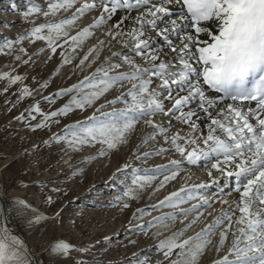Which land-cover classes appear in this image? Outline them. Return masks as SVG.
<instances>
[{
    "label": "snow or ice",
    "instance_id": "1",
    "mask_svg": "<svg viewBox=\"0 0 264 264\" xmlns=\"http://www.w3.org/2000/svg\"><path fill=\"white\" fill-rule=\"evenodd\" d=\"M78 3L80 6L76 7ZM173 5L179 6V12ZM72 9L75 11L71 17L33 26L25 35L6 41L0 49L11 50L14 43L25 39L30 42L42 40L55 54L64 44L82 43L93 30L101 28L120 12L119 20L105 35L114 42L110 43V50L120 44L126 51L112 52L90 76L46 100L54 103L69 93L92 89L82 98L73 96L69 103L49 114L41 113L39 105H34L30 113L43 115L44 120L29 127L36 131L47 127L49 121L59 123L54 118L67 116L77 109L84 111L96 105L113 88L131 84L126 92L99 103L86 120L65 125L61 133L54 134L45 143L62 142L71 151L99 145L97 156H103L125 142L136 124L144 121L152 129L147 137L162 136L169 147H161L154 153L145 152L143 158L161 156L168 151H175L182 158L157 169L162 173L170 172L165 175V181L175 179L183 164L197 165L203 161V166L209 168V182L192 188L216 189L210 198L191 193L184 198L174 192L152 205V210L171 207L179 211L154 217L147 225H140L141 229L196 214L183 229L157 244L155 250L163 256L159 264H198L217 231V252L225 245L229 233L232 240L228 254L215 264H264V0H84L83 3L80 0H51L46 11L34 4L22 15L28 18L42 12L48 17ZM93 11H99V16L69 37L66 28ZM61 38L64 43H57ZM104 44L101 40L98 47L102 48ZM72 50L75 51V47ZM94 50L90 49L77 67H82ZM113 58L119 62L112 63ZM135 58L147 66L141 67ZM70 62L67 58L63 61L65 64ZM124 65L130 70L117 71ZM0 79H9L10 84H16L22 77L3 74ZM155 81L159 83L153 89ZM209 92L216 95L210 96ZM22 93L21 99L31 94L27 88L22 89ZM118 104L125 107L118 108ZM108 108L112 110L107 111ZM158 116L168 119L167 126L155 123L153 118ZM31 119L36 117L31 116ZM201 119L206 121V135L199 123ZM176 125H185L189 131L185 135L183 129L178 130L169 138L170 130ZM144 143L147 138L137 145V150ZM128 167L124 165L125 169ZM214 171L220 174L219 178L213 175ZM153 179V174H135L131 186L125 187L117 202L122 197L135 198L132 186L142 188ZM184 191L182 188L181 192ZM233 193L238 194V199L229 200ZM192 200H198V203L189 208L181 207ZM48 202H53L52 197H48ZM217 202L222 207L212 222L194 237L180 240L183 233L204 215L201 209L211 208ZM30 207L19 199L11 201L7 210L0 206V264H37L31 249L10 227L9 213L16 209L15 214L20 216L23 209ZM138 211L141 217L145 214L143 209ZM43 219L45 217L37 215L28 223L39 224ZM49 251L54 258L67 260L72 252L85 253L88 249H76L68 242L57 241ZM145 260L139 264H145ZM74 264H85V261L77 259Z\"/></svg>",
    "mask_w": 264,
    "mask_h": 264
},
{
    "label": "rangeland",
    "instance_id": "2",
    "mask_svg": "<svg viewBox=\"0 0 264 264\" xmlns=\"http://www.w3.org/2000/svg\"><path fill=\"white\" fill-rule=\"evenodd\" d=\"M82 1L84 2V0ZM49 2H51V0H0V46L4 45L8 40H16L18 37L25 35L32 28L30 22H23V12L27 11V9L34 4L41 7L43 11H46ZM40 14H42V12ZM57 14H59V12ZM41 16H38V18ZM35 18L37 19V16H33V20H36ZM77 21L79 22L80 20ZM37 25L39 24H36V26ZM82 29L80 28L79 30ZM101 29L103 30L102 27L93 30V34L84 39L82 43H79L80 45L69 43L64 44L65 46L63 48H59L60 53L58 52L56 57L58 65L54 66V69H51L49 72L43 71L42 67L44 60L47 58V55L50 54L51 50L42 40L31 42V45L24 47L23 44L30 42L29 39H25L22 40L21 43H14L11 50L7 47L0 49V75L8 74L9 77H15L17 75L22 77V80L16 84H10L9 79H0V181L3 187L2 194H4L2 197L3 199H1L7 206H9L11 201L17 199L24 200L31 206L29 209H23V214L20 216H17L15 214L16 209H13L11 212L12 225L21 236L22 234H27L30 238L42 239V243H35L34 252L38 253L39 259L43 264H74V261L77 259L85 261V264H139L141 260H145V257H147L145 264H159V262L163 260L162 253H158L155 250L156 246L153 247L150 241L153 239L157 231L156 229L167 224L141 229L140 226H138L139 220L141 219L138 209L146 208V212L156 211L152 210L150 207H145L148 205L147 199L150 197L151 199L154 198L152 204L154 205L174 192L184 198H187L189 193L210 198L216 191L215 188H197V190L196 188L195 190L192 188L193 185L209 182L207 174L209 168L203 166V161L199 162L200 164L198 163V166L193 168L199 171L195 177L197 180L194 181L195 183L191 182L189 177H186L183 173L185 169L189 170V166L182 165L183 167L175 179L167 181H165L164 177L165 175H170V172H155L154 170H156V168H161L158 166H166L169 165L170 161H180L182 158L180 155L178 156V153L175 151H168L161 156L152 155L149 158H143V153L145 152L154 153L161 147H169L167 143L165 144V138L162 136L155 139L147 137V134L151 132L152 129L150 128V130L144 121L138 122L134 130L129 133V135L136 132L143 133L142 137L144 136V139L147 138V143H144L139 150H137V145L141 144L140 140L142 137L138 141H135L132 137L127 141L126 147H116L113 150H108L107 154L103 156H97L99 145L95 147L87 146L80 151H71L62 142L45 143V141H49L54 134L61 133L65 125L86 120L83 119L82 116H87L88 114L89 115L85 118L91 116L95 105L84 111L77 109L67 116L56 117L54 119L59 120V123L49 121V125L42 129L33 131L32 128L29 127V125L35 126L44 120L43 115H39L35 112L30 113L34 105H39L41 113L49 114L69 103L73 96L82 98L85 93L92 90L85 88L84 91L80 93H69L66 96L57 98L54 103H50L46 100V97L53 96L62 89V87L55 86L54 79L62 76L63 72H66L67 69L74 73L75 69L82 68L77 67V65H79L80 60L89 53L90 49L95 50L92 51L83 67L95 65L96 69L104 63L106 57H111L112 52L126 51L120 44H117L110 50V43L114 42H111L110 38L105 35V32H107L109 28L105 30L103 35L101 34L104 30L102 31ZM44 34L46 35L47 33ZM96 37H100L103 41L106 40L107 43H105L103 47H108L105 50L103 47H98L101 40L96 42L94 40ZM63 42V38L57 41V43L60 44H63ZM73 47H75V51L72 50ZM77 48L79 49L77 50ZM21 49H23V51H21ZM41 49H43V51H41ZM61 52H63V56ZM17 57H19V59H17ZM65 58L71 62L66 64L63 63ZM118 62V60L113 58L112 63ZM135 62L141 67L147 66L145 62L139 58H135ZM62 64L63 66H61ZM87 70L88 68L86 71ZM129 70V66L124 65L117 71L124 72ZM87 76H90L89 73L78 81L76 80L73 82V85L78 84ZM158 82L159 81L154 82L152 86L153 89H156ZM42 85H46V87H42ZM126 85L127 88H121H125V90L119 91L121 90L120 88H113L106 93L105 96L101 97V99L109 98L108 100H110V98L113 99L115 96L119 95L120 92H126L127 89L131 87V84ZM24 88L29 89L31 94L21 99L23 95L22 89ZM67 88H70V86ZM117 107L123 108L125 105L118 104ZM107 110L111 111L112 109L110 108L109 110L108 108ZM31 116H35L36 119H31ZM20 117H23V119H19ZM153 119L157 124H163L164 126L168 124V119L166 117L158 116ZM175 123L176 122L173 121L174 125ZM181 129H183V134L185 135L189 131L185 125H176L170 130L169 137L171 134ZM129 135L126 137L128 138ZM197 135H199V133H197ZM133 142L134 145H131ZM124 143L125 142L120 143L119 145ZM189 148H191V146H189ZM121 151L125 152V163H129L128 166L130 168L128 167L125 169L123 166L118 168L123 171H119L113 177L115 171L111 174L108 173L110 170V163L114 157H118L121 154ZM68 155H70L73 162L71 163L74 167L64 172V159ZM103 161L104 163L101 164ZM147 168H151V170L145 173L154 175V179L150 184L142 188L132 186L133 196L135 198L129 199L128 197H122L117 202V198L122 196L125 187L131 186V180L134 178V175L137 173L144 175L145 173L142 171ZM59 173H62V175L55 179L54 177L58 176ZM121 173L122 175H120ZM99 174L101 176L96 178ZM213 175L218 178L220 177V174L215 171ZM104 177L105 180H102ZM90 178L99 181L96 183L92 182L88 190L82 191L86 185H89ZM198 181H200V183H198ZM221 183H223V178H221ZM229 186L231 187V185ZM182 188L185 189L184 192H181ZM10 191L19 192V194L9 196L7 193ZM87 191H89V194H86ZM48 197H52V203L48 202ZM228 199L232 200L229 197ZM125 203L129 205L127 208L123 206ZM195 203H198V200H192L181 206L191 207V205ZM221 207L222 205L217 202L211 208H207L206 210L201 209L204 215L188 228L182 236H185V239L195 236L196 233L200 232L201 229L212 222L214 217L219 214ZM57 212H59V216H56ZM37 215L43 216L45 219L39 224L29 225L28 221ZM237 215L239 214L237 213ZM192 216V218L189 215L186 218L179 217L176 219V224L179 222L181 223L182 219L183 225L174 229V232L171 231V234H166L163 238L170 237L173 233L183 229L185 225L189 224L195 218L196 214L193 213ZM124 218H127V222L120 224L125 220ZM175 221L169 220L166 223ZM113 224L119 226L115 234H113L114 228L111 227ZM174 226L176 225L174 224L173 227ZM194 228H197V231L189 236V233ZM112 234L120 235V238L115 239V237H112ZM183 237L179 239L185 240L182 239ZM231 240L232 235L229 233L225 245L217 252L216 246L219 241V231H217V233L211 237L212 243L200 257L198 264H215L216 260L228 254ZM57 241L68 242L74 245L76 249L86 248L88 251L85 253L74 251L71 253L70 259L63 261L56 259V262H52L53 259H51V257H53V255L50 253L49 248ZM128 241H131V245L124 244ZM144 249L147 250L145 251ZM77 253L79 255H76ZM175 258L176 257L173 256V259ZM165 264H167V262H165Z\"/></svg>",
    "mask_w": 264,
    "mask_h": 264
},
{
    "label": "bare ground",
    "instance_id": "3",
    "mask_svg": "<svg viewBox=\"0 0 264 264\" xmlns=\"http://www.w3.org/2000/svg\"><path fill=\"white\" fill-rule=\"evenodd\" d=\"M80 3H83V1L82 0H80ZM8 6V5H7ZM80 6V4L78 3L77 5H76V7H79ZM1 7H4V6H1ZM9 7V6H8ZM173 8H175L176 9V12H179V6H176V5H173L172 6ZM73 11H75V9H72V10H69L68 12H59V14H56L55 16H49V17H42L43 16V14H38V15H36L37 16V19L36 20H33V16H31V17H28V18H25V17H23L22 18V16H21V18H22V20H23V22H30L31 23V25H32V27H33V25L34 26H36V24H45V23H49V22H60L61 20H64V19H67V18H69V17H71V15H72V12ZM69 13V14H68ZM42 15V16H41ZM67 15V16H66ZM69 15V16H68ZM120 15H122V13H120V12H118L117 14H116V16H114L113 17V19L111 20V21H109L107 24H105L104 26H102V28H103V32H102V34L101 35H103L104 34V32H105V30H107V28H109L113 23H115V22H117L118 20H119V18H120ZM133 15H135V13H133ZM35 15H34V17H36ZM38 16H41V17H39L38 18ZM99 16V11H96V12H90V13H87L86 15H84L83 17H81L79 20V22L78 21H76V22H78V23H75L74 25H71V26H68L67 28H66V31H67V33H68V36L70 37V36H73V35H76L78 32H80L81 30H79L80 28L82 29V27L84 28V27H87L88 25H90L92 22H93V20L96 18V17H98ZM167 19V18H166ZM33 20V21H32ZM14 21V20H13ZM16 21V20H15ZM106 33V32H105ZM96 35V34H95ZM98 36V35H97ZM107 38V37H106ZM110 38V37H109ZM108 39V38H107ZM124 39H127V37H125ZM96 42L97 41H100V40H102V39H100V37L98 38V37H96L95 39H94ZM64 43V42H63ZM105 43H107L106 42V40H105ZM46 44V43H45ZM29 45H31V42H28V43H25V44H23V46L25 47V46H29ZM42 45H43V43H42ZM78 45H80V44H78ZM44 46V45H43ZM65 46V45H64ZM42 47V46H41ZM108 46H106L105 48H104V50L107 48ZM79 48H77V50H78ZM59 48H57V51H56V53L55 54H53L51 51H50V54L49 55H47V58L44 60V62H43V67H42V69H43V71H50L51 69H54L53 67L54 66H56V65H58V60H57V54H58V52H59ZM60 53V52H59ZM30 61V60H29ZM146 65V64H145ZM73 68H75V67H73ZM88 68V73H89V75H91V73H93L95 70H96V67H95V65H92V66H90V67H88V66H85V67H83L82 66V68H77V69H75L74 70V73L73 72H70V71H68V69H67V71L66 72H63V75L62 76H60V77H56L55 79H54V81H55V86L56 87H62V89H68L67 87L68 86H70V88L73 86V82H75L76 80L78 81L79 79H81L84 75L86 76L88 73H87V71H86V69ZM98 68V67H97ZM39 69H41V68H39ZM39 69H37V70H39ZM70 69V68H69ZM95 69V70H94ZM40 71V70H39ZM42 71V70H41ZM73 73V74H72ZM85 73H87V74H85ZM46 75V74H45ZM38 76V75H37ZM43 77V76H42ZM53 81V82H54ZM159 83V82H158ZM75 85V84H74ZM127 86V85H126ZM126 86H124V87H126ZM127 88V87H126ZM61 89V90H62ZM121 89V88H120ZM124 90H125V88H123ZM123 89H121V90H119V91H122ZM115 92V91H114ZM210 96H214V95H216L215 93H211V92H209L208 93ZM63 97V96H62ZM109 98H102V99H100L98 102H97V104L93 107V109L96 107V106H98L99 105V103H102L103 101H105V100H108ZM111 99V98H110ZM109 110H110V108H109ZM108 111V110H107ZM89 115V114H88ZM87 115V116H88ZM202 115V114H201ZM86 115H84V116H82V118L83 119H86L85 117H87ZM81 119V118H80ZM163 121H165V120H163ZM163 121H161V122H163ZM155 123H157V122H155ZM199 123H200V125H201V128L204 130V134L206 135L207 134V132H206V128L204 127L205 126V124H206V121L204 120V119H201L200 121H199ZM149 129H150V127L149 126H147ZM148 129V130H149ZM151 130V129H150ZM129 135V134H128ZM142 135H143V133H138V132H136V133H133L132 135H129V137L127 138V140L125 141V143L124 144H121V145H119L118 144V146L117 147H121V148H124V147H126V143H127V141L130 139V138H134V140L135 141H138V140H140V138L142 137ZM170 138V137H169ZM144 140V136L141 138V143H142V141ZM134 141V142H135ZM164 141V140H163ZM134 142L131 144V145H134ZM166 144V143H165ZM169 146V145H168ZM120 148V149H121ZM165 148H166V146H165ZM80 156V155H79ZM178 156H179V153H178ZM88 157V156H87ZM128 158V157H127ZM140 159V158H139ZM163 159V158H162ZM78 160V159H77ZM108 160V159H107ZM172 160V159H171ZM12 161V160H11ZM10 161V162H11ZM134 161V160H133ZM64 167H65V169L63 170L64 172L67 170V169H71L72 167H74V166H72L73 164V162H72V159H71V157H70V155H68L65 159H64ZM72 162V163H71ZM109 162V161H108ZM126 162V159H125V152H122L121 151V154L118 156V157H114L113 158V160L111 161V163H110V170L108 171V173H114V171H115V175L118 173V168H120V167H124V165H128L129 163H125ZM6 163V162H5ZM95 163V162H94ZM102 163H104V161L103 162H101V164ZM156 163V162H155ZM106 164H107V162H106ZM200 164V163H199ZM92 165H94V164H92ZM99 165V164H98ZM134 165V164H133ZM101 166V165H100ZM183 166H189L188 168H189V170H187V169H185L184 171H183V173L186 175V177H189V179L191 180V182H194L196 179H195V177H196V175H197V173L199 172V171H197V170H194L193 168L194 167H196V166H198V164L197 165H187V164H183ZM182 166V167H183ZM76 167V166H75ZM132 167V166H131ZM158 167H162V166H158ZM97 168V167H96ZM130 168V167H129ZM154 168V167H153ZM182 169V168H181ZM142 170V169H141ZM140 170V171H141ZM149 170H151V168H147L146 170H144V171H142V172H147V171H149ZM72 171V170H71ZM75 171V170H74ZM123 171V170H122ZM139 171V170H138ZM155 172H157V168H156V170H154ZM160 172V171H159ZM107 173V174H108ZM106 174V173H105ZM62 175V173H59L58 174V176H56V177H54L55 179L56 178H58V177H60ZM103 175V174H102ZM109 175V174H108ZM120 175H122V173L120 174ZM88 176V175H87ZM99 176H101L100 174L99 175H97V177L96 178H98ZM77 177V176H76ZM113 177H114V175H113ZM86 178V177H85ZM128 178V177H127ZM78 179V178H77ZM102 179V178H101ZM102 180H105V177H104V179H102ZM97 181H99V180H97V179H92V178H90V182H89V185H86V187H84L83 189H82V191H85V190H88V188H89V186L91 185V183L92 182H97ZM197 181V180H196ZM191 182H189V183H191ZM195 183V182H194ZM198 183H200V181H198ZM186 184H188V183H186ZM185 184V185H186ZM184 185V184H183ZM95 188V187H94ZM184 188V187H183ZM90 189H92V188H90ZM193 190H195V189H193ZM196 190H197V188H196ZM104 192H105V190H104ZM3 193V187H2V182L0 181V198H2L3 196H4V194H2ZM81 193V192H80ZM92 193V192H91ZM18 195L19 194V192H13V191H10V192H8L7 193V195ZM75 194V193H74ZM78 194V193H77ZM86 194H89V191H87V193ZM71 195V194H70ZM79 197H80V195H79ZM157 198H158V196H157ZM159 198H160V196H159ZM229 198H231V199H238V194H236V193H233V195L231 196V197H229ZM3 199V198H2ZM161 199V198H160ZM159 199V200H160ZM154 200V198L153 199H151V197L150 198H148L147 199V206H145V205H143V206H145V207H150V208H152V204H153V201ZM155 200H156V198H155ZM158 200V199H157ZM137 201V200H136ZM145 203V202H144ZM144 203H142V204H144ZM157 203V202H156ZM1 204V203H0ZM122 204V203H121ZM120 204V205H121ZM220 204V203H219ZM1 206V205H0ZM182 208H189L190 206H188V207H186V206H181ZM5 210H7V208H8V206H7V204H5ZM144 210L146 209V208H143ZM148 209V208H147ZM179 211V209H174V208H168V207H164V208H162V209H160V210H156V211H153V212H146V210H145V214L141 217V219L139 220V224H138V226H140V225H146L149 221H151V220H153V218L154 217H158V216H161V215H164V214H167V213H172V212H178ZM136 212V211H135ZM138 212V211H137ZM148 213H150V214H148ZM136 214V213H135ZM129 215V214H128ZM139 215H141L140 213H139ZM193 215V214H192ZM192 215H190V217L192 216ZM9 217H10V224L12 225V220H11V212L9 213ZM130 217V216H129ZM132 217V216H131ZM135 217V216H134ZM193 217V216H192ZM191 217V218H192ZM128 218V217H127ZM127 218H124L125 220H123L120 224H122V223H126L127 222ZM182 220V219H181ZM178 222V221H177ZM185 222V221H184ZM190 222V221H189ZM117 223V222H116ZM140 223H142V224H140ZM119 224V225H120ZM167 225H165V226H162L161 228H158V229H156L157 231H156V233L154 234V237H153V239L150 241L151 243H152V245H153V247L154 246H157V244L161 241V239H164L163 237L166 235V234H168V233H170L171 231H173L174 229H177V228H179V227H181L182 225H183V223H177L176 224V221L175 222H171V223H166ZM176 225V226H174L173 227V225ZM161 226V225H160ZM12 227H13V225H12ZM111 227H113L114 228V230H113V234H115V232H116V230L119 228V226H116V224L114 225H112ZM14 228V227H13ZM53 228V227H52ZM124 228V227H123ZM122 228V229H123ZM51 229V228H50ZM180 230V229H179ZM13 231L15 232V234H17L24 242H25V244L27 245V247L29 248V249H31V252H32V255L33 256H35V259H36V262H37V264H43L42 262H41V260L39 259V255H38V253L36 252H34L35 251V243L36 242H41V240L42 239H33V238H30L27 234L25 235V234H22V236L15 230V229H13ZM197 231V228H194L190 233H189V236L190 235H192L193 233H195ZM120 232V231H119ZM174 232V231H173ZM126 233V232H125ZM172 233V232H171ZM170 233V234H171ZM112 234V237H115V239H119L120 238V235H113ZM124 235V234H123ZM181 237H183V236H181ZM194 237V236H193ZM150 239V238H149ZM182 239H185V236L182 238ZM181 240V239H180ZM42 243V242H41ZM151 243H150V246H151ZM113 244V243H112ZM124 244H130L131 245V241H128L127 243H124ZM152 247V246H151ZM128 248V247H127ZM148 248V247H147ZM145 250V249H144ZM147 250V249H146ZM145 250V251H146ZM76 255H79L78 253L76 254ZM38 258V259H37ZM51 259H53V261L52 262H56L57 260V258H54V257H51ZM58 260H64V259H58Z\"/></svg>",
    "mask_w": 264,
    "mask_h": 264
},
{
    "label": "water",
    "instance_id": "4",
    "mask_svg": "<svg viewBox=\"0 0 264 264\" xmlns=\"http://www.w3.org/2000/svg\"><path fill=\"white\" fill-rule=\"evenodd\" d=\"M0 203H1V205L3 206V207H5V204H4V202H3V200L0 198ZM10 227L12 228V229H14L13 227H12V225L10 224Z\"/></svg>",
    "mask_w": 264,
    "mask_h": 264
}]
</instances>
